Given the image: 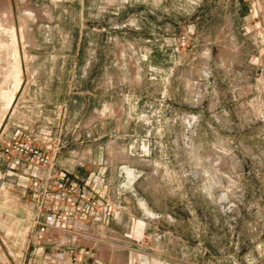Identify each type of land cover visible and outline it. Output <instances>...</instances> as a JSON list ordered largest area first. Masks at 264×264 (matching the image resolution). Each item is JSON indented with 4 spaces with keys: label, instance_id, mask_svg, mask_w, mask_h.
I'll return each mask as SVG.
<instances>
[{
    "label": "rangeland",
    "instance_id": "obj_1",
    "mask_svg": "<svg viewBox=\"0 0 264 264\" xmlns=\"http://www.w3.org/2000/svg\"><path fill=\"white\" fill-rule=\"evenodd\" d=\"M17 137L109 205L99 264H264V0H0V264L36 247Z\"/></svg>",
    "mask_w": 264,
    "mask_h": 264
},
{
    "label": "built area",
    "instance_id": "obj_2",
    "mask_svg": "<svg viewBox=\"0 0 264 264\" xmlns=\"http://www.w3.org/2000/svg\"><path fill=\"white\" fill-rule=\"evenodd\" d=\"M9 169L19 171V187L33 206V241L45 248L42 264H99L90 233L114 218L107 203L67 181L54 169L53 158L32 142L19 137L2 145Z\"/></svg>",
    "mask_w": 264,
    "mask_h": 264
},
{
    "label": "crops",
    "instance_id": "obj_3",
    "mask_svg": "<svg viewBox=\"0 0 264 264\" xmlns=\"http://www.w3.org/2000/svg\"><path fill=\"white\" fill-rule=\"evenodd\" d=\"M14 113L15 111H13L12 114ZM140 226H141V223H138V227ZM32 243L34 246H36L33 252V257H34L33 264L36 263V260L38 261L36 264H41V258L45 252V248L42 247L41 245L36 244L33 240H32ZM85 264H87V262Z\"/></svg>",
    "mask_w": 264,
    "mask_h": 264
},
{
    "label": "bare ground",
    "instance_id": "obj_4",
    "mask_svg": "<svg viewBox=\"0 0 264 264\" xmlns=\"http://www.w3.org/2000/svg\"><path fill=\"white\" fill-rule=\"evenodd\" d=\"M127 175H128L129 177H132L131 172H127ZM129 177H128V178H129Z\"/></svg>",
    "mask_w": 264,
    "mask_h": 264
}]
</instances>
